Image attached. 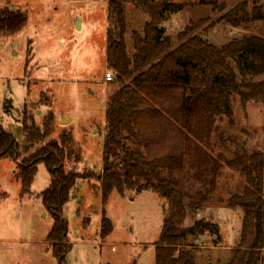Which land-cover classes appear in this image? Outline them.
Listing matches in <instances>:
<instances>
[{
	"label": "trees",
	"instance_id": "16d2710c",
	"mask_svg": "<svg viewBox=\"0 0 264 264\" xmlns=\"http://www.w3.org/2000/svg\"><path fill=\"white\" fill-rule=\"evenodd\" d=\"M107 1L106 64L113 71L109 82L117 90L106 105L102 172L67 171L65 161L70 153L65 141L40 144L47 132L31 117L22 123L21 142L0 122V157L18 163L22 195L31 192L40 163L49 169L51 184L41 197L53 217L47 236L53 257L66 264L72 244L65 206L81 179L96 178L103 200L114 189L124 192L126 188L151 190L166 199L155 264H201L202 254L207 257L205 264L221 262V255L188 243L191 236L197 240L211 232L217 236L214 243L218 246L222 240L219 225L198 219L186 228L183 222L188 207L198 210L215 203L218 179L228 167L245 176V185L241 193L219 200L230 208L243 209L240 240L228 252L226 264H263L264 150L248 152L241 144L242 151L229 158L217 151L225 143L222 137L216 143L214 135L217 120L234 124L235 97L244 109L250 102L264 101V37L242 34L217 46L196 32L204 22L200 20L180 32L175 44L162 24L169 15L183 10L184 4L172 0ZM202 3L217 6L216 1ZM128 4L141 7L150 18L141 32H131V50L126 39ZM252 11L247 13L244 2L222 18L235 27L244 18L253 22L263 19L256 5ZM27 21L20 9L7 5L0 9V32L16 33ZM109 229L110 221L103 215L102 235Z\"/></svg>",
	"mask_w": 264,
	"mask_h": 264
},
{
	"label": "rangeland",
	"instance_id": "374dc122",
	"mask_svg": "<svg viewBox=\"0 0 264 264\" xmlns=\"http://www.w3.org/2000/svg\"><path fill=\"white\" fill-rule=\"evenodd\" d=\"M185 5L163 22L166 34L177 44V35L193 23L204 20L197 33L221 46L242 34L264 37V17L244 18L239 27L222 15L246 2L250 15L254 5L264 16V0L216 1V8L204 0H172ZM20 9L27 15L25 27L16 33L0 32V122L5 130L23 139L22 123L34 119L47 137L40 143L64 141L67 171L102 172L106 105L116 86L106 80L113 71L106 64L107 0H0L5 6ZM129 30L126 35L132 49L131 32L142 31L150 20L141 7L127 6ZM264 78V76H262ZM234 124L217 120V151L233 158L241 152L264 150V101L250 102L244 109L238 97L233 100ZM79 156V158H77ZM44 163L38 165L29 194H21L18 163L0 157V264H60L52 255L47 236L53 217L42 202L41 193L49 188L51 176ZM245 176L225 167L218 179L215 205H224L233 193H241ZM73 199L65 206L68 236L72 244L66 264H155V248L165 216L166 199L157 192L114 189L103 200L96 178L81 179ZM224 210V209H222ZM190 214L197 209L187 208ZM103 215L110 229L103 236ZM243 209H225L213 220L226 227V243L238 246ZM190 220H186L188 225ZM192 237V236H191ZM193 239V238H192ZM202 246L215 245L216 235L206 232ZM190 240L188 243H194ZM198 244V245H200ZM221 244V242L219 243ZM264 253V252H263ZM216 256V255H215ZM201 264L206 255L202 254ZM227 255L217 264H226ZM264 264V262H263Z\"/></svg>",
	"mask_w": 264,
	"mask_h": 264
},
{
	"label": "crops",
	"instance_id": "0c3cea01",
	"mask_svg": "<svg viewBox=\"0 0 264 264\" xmlns=\"http://www.w3.org/2000/svg\"><path fill=\"white\" fill-rule=\"evenodd\" d=\"M227 208L234 209V208H230V207L226 206V204H224V205L212 204V205H208V206H203V207L198 209V212L195 215L187 212L186 217H185L184 222H183V226H184L186 220L187 219L190 220L189 224L184 226L186 228L191 227L198 219H203L205 221L213 222V224L214 223L218 224L220 234H221V238H222L221 244H219L218 246H215V245H213V246L212 245L202 246L198 241L200 239L196 240V238L192 236V237H189L190 240H194L193 241L194 243L200 244L199 245L200 248L211 250L212 253L214 252L216 255H221V256L227 255L231 249H234L235 248L234 246L236 243H234L233 245L226 243V238H225L226 227H225V225L223 223L217 222L216 220L215 221L213 220L214 215L218 216L220 214V212L224 211ZM222 209H224V210H222Z\"/></svg>",
	"mask_w": 264,
	"mask_h": 264
},
{
	"label": "built area",
	"instance_id": "2783aa9c",
	"mask_svg": "<svg viewBox=\"0 0 264 264\" xmlns=\"http://www.w3.org/2000/svg\"><path fill=\"white\" fill-rule=\"evenodd\" d=\"M105 78H106V80L107 81H110L112 78H113V75H112V73L111 72H106V74H105Z\"/></svg>",
	"mask_w": 264,
	"mask_h": 264
}]
</instances>
